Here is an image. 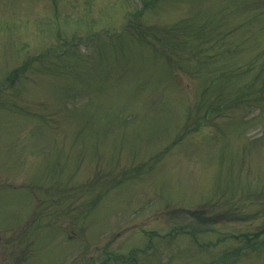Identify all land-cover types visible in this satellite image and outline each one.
<instances>
[{"label": "rangeland", "instance_id": "rangeland-1", "mask_svg": "<svg viewBox=\"0 0 264 264\" xmlns=\"http://www.w3.org/2000/svg\"><path fill=\"white\" fill-rule=\"evenodd\" d=\"M263 229L264 0H0V264H264Z\"/></svg>", "mask_w": 264, "mask_h": 264}, {"label": "trees", "instance_id": "trees-1", "mask_svg": "<svg viewBox=\"0 0 264 264\" xmlns=\"http://www.w3.org/2000/svg\"><path fill=\"white\" fill-rule=\"evenodd\" d=\"M264 232V229L262 230V231H260L259 233L261 234V233H263ZM247 238V237H246ZM248 240H249V238H248Z\"/></svg>", "mask_w": 264, "mask_h": 264}]
</instances>
